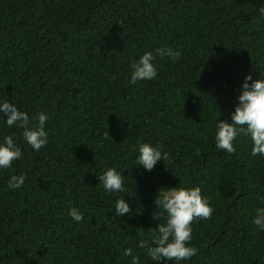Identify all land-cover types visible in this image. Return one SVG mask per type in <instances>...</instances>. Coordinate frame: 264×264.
Segmentation results:
<instances>
[{"label":"trees","instance_id":"1","mask_svg":"<svg viewBox=\"0 0 264 264\" xmlns=\"http://www.w3.org/2000/svg\"><path fill=\"white\" fill-rule=\"evenodd\" d=\"M264 0H0V100L34 122L49 116V142L34 151L22 129L0 120L24 153L0 170V264H155L142 240L166 222L158 191L201 185L214 209L194 220L198 251L183 264H264V232L252 223L264 207V156L241 134L236 152L215 147V123L230 120L244 77L264 74ZM158 76L131 84L130 65L145 51ZM6 118V117H5ZM109 133V135H108ZM138 142L161 144L168 158L152 171L132 165ZM125 169L131 208L98 175ZM26 174L18 190L11 175ZM72 207L84 212L76 223ZM154 216L160 219H155ZM164 264H171L165 261ZM175 264V262H173Z\"/></svg>","mask_w":264,"mask_h":264},{"label":"clouds","instance_id":"2","mask_svg":"<svg viewBox=\"0 0 264 264\" xmlns=\"http://www.w3.org/2000/svg\"><path fill=\"white\" fill-rule=\"evenodd\" d=\"M264 16V6L257 10ZM157 57L169 58L176 62L181 57V52L171 46L158 47L154 51H145L130 65V83L137 84L140 81H151L158 76V67L155 63ZM242 91L238 96V103L231 113L230 120L218 119L215 123L214 141L215 147L228 154L236 152L234 141L241 134L249 136L252 141V156H264V74L260 73L258 79H253L251 73L244 77L241 84ZM6 117V118H5ZM0 120L7 128L14 126L22 129V140L30 145L34 151L46 147L49 142V130L46 112H38L34 122L29 123L28 112L19 109L17 104L8 100H0ZM109 135V133H108ZM137 153L132 165L142 166L146 171H152L163 159L165 162L168 153L161 144L151 142H138L132 149ZM21 145L17 143V137L13 134L0 137V170L8 169L13 161L23 157ZM125 169L116 166L106 168L100 175L99 184L104 191L111 195L122 193L115 202V216L123 217L131 212L130 204L125 199L127 187L125 185ZM26 174L11 175L7 180V188L10 190L21 189L26 180ZM264 201V197H261ZM158 209L166 213V222L159 223L152 233L151 243L142 240L139 247L147 248V254L155 264H164L165 261L183 264L197 254L198 249L191 244L192 224L194 220L209 219L214 211L210 197L204 195L201 185L189 186L180 183L179 186L168 187L158 191L155 197ZM69 215L76 223L84 220V212L77 207H72ZM155 219H160L154 216ZM252 223L258 231L264 232V207H258ZM133 250H123L125 257L131 256V264H139V257L132 255Z\"/></svg>","mask_w":264,"mask_h":264}]
</instances>
